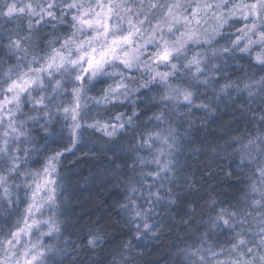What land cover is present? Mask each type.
Returning <instances> with one entry per match:
<instances>
[{
  "label": "snow or ice",
  "instance_id": "obj_1",
  "mask_svg": "<svg viewBox=\"0 0 264 264\" xmlns=\"http://www.w3.org/2000/svg\"><path fill=\"white\" fill-rule=\"evenodd\" d=\"M184 8L185 5L168 0L163 3L108 0L107 5L101 0H96L95 5L91 0H0V54L14 61L0 78V198L12 206L9 180L24 174L21 170L33 153L47 152L49 142L62 143L65 131L68 141L76 146L84 131L78 117L88 100L97 105H116L131 100L133 93H140L141 89L151 92L152 88H159L162 95L150 97L151 116L133 109L126 119L125 113L117 112L110 118L112 122L87 125L111 137L126 128L139 127L136 122L147 116L160 129L142 133L139 143L130 145L135 154L131 168L135 172L139 165V179L129 180L122 197L112 206L131 233V238L121 246L120 259H113L112 264H136L135 258H128L125 252L131 253L145 240L158 239L165 216L172 215L182 203L186 213L196 211L195 201L182 200V193L187 189L191 194L197 181L179 158L185 148L183 141L192 136L195 127L189 119L193 109L203 113L201 123H205L218 113L221 104L233 101V93L237 98L246 94L241 113L251 114L253 120H257L256 112L261 115L255 132L231 138L228 146L233 147L238 159L233 161L235 167L226 173V178L239 177L245 169L250 175L236 196L225 193V199L218 200L210 194L206 201L208 216L203 222L204 234L199 238L203 246L210 240L227 237L228 259H218L225 252L222 245L209 244L204 249L208 255L200 254L199 262L264 264V131L260 128L264 126V74H260L264 73V58L257 57L258 71L240 69L243 79L234 78L236 53L248 51L247 46L242 48L237 37L229 45L215 47L219 41L214 35L201 34L189 27L191 21L183 15ZM247 9L249 15L259 18L264 13V0H255ZM181 22L185 31L177 27ZM227 23V19H221L219 27ZM254 29L255 23L249 29L253 35ZM214 32L219 35L217 30ZM137 39L143 43L136 44ZM259 42L264 47V30L260 32ZM130 47L135 48L131 57ZM161 64L166 71L157 70ZM134 72L149 79L140 84L132 75ZM105 78L112 79L113 84L102 89L99 98L88 97V91L104 83ZM66 96L71 101L62 99ZM61 120L65 124L57 132L55 126ZM40 133L45 134L43 149L38 139ZM57 135L61 140L56 139ZM222 147L215 144L204 150L219 156ZM70 150L64 145L65 152ZM142 150L152 157L150 161L139 155ZM201 150L194 148L191 154L197 155ZM52 151L54 154L47 157L45 173L55 171L63 155L59 150ZM153 163L154 169L144 171ZM32 197L33 202L26 209L29 214L39 207L35 202L36 192ZM48 199L53 200V196ZM19 231L22 230L12 232L11 236L15 239ZM55 231L60 229L57 227ZM13 242L9 240L8 244L11 246ZM105 243L106 237L97 226L47 251L51 252L49 258L60 257L58 264H98L92 257L98 255L97 250H103ZM216 247L220 248L219 252L215 251ZM198 253L200 249L191 253L187 247L180 249L181 255ZM44 256V251L35 252L26 264H42L38 257Z\"/></svg>",
  "mask_w": 264,
  "mask_h": 264
},
{
  "label": "trees",
  "instance_id": "obj_2",
  "mask_svg": "<svg viewBox=\"0 0 264 264\" xmlns=\"http://www.w3.org/2000/svg\"><path fill=\"white\" fill-rule=\"evenodd\" d=\"M230 21L228 27L224 29L221 47L230 44L231 39H226L228 35L232 36L237 33L236 29L241 30L242 25L240 26L234 20ZM153 23L155 22L153 21ZM261 55V58H264V53ZM235 63L237 69L232 73L234 78L240 76L243 79V72L240 69H251L256 72L260 67L257 61H253L241 53H236ZM12 64L14 61L0 54V78H3V74ZM141 70H143L142 67ZM132 75L140 84L149 79L148 76L142 78L138 72H134ZM109 84H113V80L105 78V82L89 90L87 96L99 98L102 89ZM130 87H134V85H130ZM159 95H162L161 90L152 88L151 92L141 89L140 93H133L131 100H125L116 105L104 103L97 105L88 100L87 107L80 118L84 129L83 135L76 146L73 147L68 141V134L65 131L62 143L49 142L46 145L47 152L33 153L24 163L21 170L24 174L9 180L14 203L9 207L0 198V247L20 225L27 206L29 183L34 181L37 173L43 169L47 162V157L53 155L52 150L55 149L65 153L59 164L56 183V207L60 224L58 248L63 245L64 240L68 238L75 240L78 234L83 236L88 229H96L98 226L106 237V243L103 245L102 251L97 250L98 255L93 256L92 260L98 264H112L113 259L119 260L121 246L123 242L131 238V233L127 226L121 222V216L112 206L116 200L122 197L128 187L129 180L139 179V165L135 172L131 168L132 158L135 154L131 151L130 145L138 144L139 136L142 133L156 132L160 129L156 127L155 122H149L147 116H142L141 120L136 122L139 127L126 128L111 137L102 131L89 128L87 125L96 121H99L101 125L112 122L110 118L117 112L125 113L126 119L132 114L133 109L147 112L148 116H151L152 112L148 111L151 106L150 97ZM208 95L211 96V92ZM62 99L71 101L70 96L62 97ZM246 99V94L242 98H237V94L233 93V101H229L227 105L221 104L218 113L205 123H201L203 113L193 110L194 114L189 119L193 121L195 127L192 136L183 141L185 148L179 158L185 169L191 171L197 181L196 189L191 194L187 189L182 193V200L195 201L196 211L186 213L185 205L182 203L172 215L165 216L164 226L158 239L145 240L131 253L125 252V256L128 258H135L136 264H200L199 255H208L204 249L209 244L222 245L225 252L218 259L221 261L228 259L227 237L221 236L219 240H210L203 246L200 245L199 238L204 234L203 222L208 216L206 201H209L210 194L218 200L225 199V193L229 197L236 196L239 194V189L246 186L247 177L250 175V171L245 169L244 174L239 177L226 178V173L235 167L233 161L238 159L234 156L233 147L228 146L231 138H240L249 132H255L261 115L260 112H256L257 120H253L251 114L241 113L240 108ZM252 107L255 108L256 105L253 104ZM68 123H71L70 120ZM64 124L65 121L61 120L55 126L57 132ZM260 128L264 131V126H260ZM44 135V133H40L38 137L41 149L45 147ZM56 139L61 140V137L57 135ZM215 144L223 146L219 156L211 155L204 150L209 145ZM64 145H67L71 150L65 152ZM197 147L202 149L201 152L192 155V149ZM145 152L146 150H142L139 155L150 161L152 157L146 156ZM152 169H154L153 164H149L144 168V171ZM0 197H2V193H0ZM182 220L189 222L185 224ZM185 247L189 253L196 249H200V253L196 256L181 255L180 249ZM215 251L219 252L220 248L216 247ZM59 259L60 257L57 256L50 260L49 264H58ZM211 264H216V261L212 260Z\"/></svg>",
  "mask_w": 264,
  "mask_h": 264
},
{
  "label": "rangeland",
  "instance_id": "obj_3",
  "mask_svg": "<svg viewBox=\"0 0 264 264\" xmlns=\"http://www.w3.org/2000/svg\"><path fill=\"white\" fill-rule=\"evenodd\" d=\"M85 2H87V0H85ZM91 2L95 5L96 0H91ZM113 2H118V0H113ZM159 2L163 3L164 0H159ZM168 2H179L185 5L182 12L183 15L187 16L191 21L189 27L197 29L201 34L214 35L219 41L215 47L220 48L223 45L221 41L223 40L222 36H224V29L228 27L230 23L224 24L222 28L219 27V24L221 19H227L228 22L229 20H234L236 23L240 24V26L242 25L240 31L236 29L235 31L237 33L232 36L228 35L226 39L235 41L237 37H239L240 46L242 48L247 46L248 48V51L242 53L244 56L249 57L253 61H257V57H261V54L264 53V47H261L259 42L260 32L264 30V13L257 18L249 15L247 9V6L254 3L255 0H168ZM101 3L107 5L108 0H101ZM209 5L211 7H208ZM253 23H255V35L252 34V31H249ZM123 27L126 29L127 24L125 23ZM145 27L147 28L148 26L145 25ZM177 27L180 31L186 30L183 26V22L177 25ZM214 29L219 32V35L214 32ZM177 35H179V33H177ZM249 41H253V43L250 44ZM135 43L142 44L143 40L137 39ZM194 50L205 51V49L199 48H195ZM149 51H151V47ZM128 53L130 57L135 55V48H128ZM117 63L119 62L117 61ZM141 67L143 68V66ZM157 70L166 71L167 69L161 64ZM196 103H200V101H196ZM85 108L86 107L80 112L78 117L79 122ZM155 147L154 145L153 148ZM165 151H167V149H165ZM64 154L65 153H63V155ZM63 155L60 157L59 163L55 165V171L50 170L49 173H45L44 168L47 164L46 162L43 169L35 176L34 181L29 183L25 213L20 225L14 232H17L18 229L22 231L18 232L15 239L10 236V238L4 242V245L0 247V261L5 262V264H26L27 261L31 260V256L38 251L45 252L44 257H38V261H41L42 264H49V261L53 259L49 258L51 257V252L47 250L58 248L60 242V231H55L57 227L60 229L56 207V183L57 172ZM153 166L154 168L156 167L154 163ZM47 181H54V183H46ZM37 185H39V190H37ZM33 192H36L35 202L39 207L38 210L34 208L32 213L29 214L26 209L28 205L33 202ZM50 195L53 196V200L48 199ZM33 221H37L38 223L34 224ZM9 240H14L11 246L8 244ZM34 246L35 251H33ZM33 264H38V262H33Z\"/></svg>",
  "mask_w": 264,
  "mask_h": 264
}]
</instances>
